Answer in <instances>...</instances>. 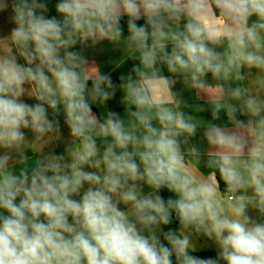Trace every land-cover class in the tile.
I'll return each mask as SVG.
<instances>
[{"label": "clouds", "instance_id": "obj_1", "mask_svg": "<svg viewBox=\"0 0 264 264\" xmlns=\"http://www.w3.org/2000/svg\"><path fill=\"white\" fill-rule=\"evenodd\" d=\"M9 8L0 264H264V0H57L51 16L48 0H0ZM104 41L122 48L118 63L138 61L118 85L84 54ZM177 83L209 98L211 121ZM118 88L123 117L94 111ZM61 114L70 142L44 154ZM200 129L206 173L192 162ZM29 148L41 153L31 165ZM194 236L216 258L192 255Z\"/></svg>", "mask_w": 264, "mask_h": 264}, {"label": "crops", "instance_id": "obj_2", "mask_svg": "<svg viewBox=\"0 0 264 264\" xmlns=\"http://www.w3.org/2000/svg\"><path fill=\"white\" fill-rule=\"evenodd\" d=\"M11 15V9L9 8L6 12L0 13V26L3 27L0 30V34L5 35L6 32L10 34L11 29L14 27V24H12L9 20V17ZM255 19V17H253ZM1 22L3 23L1 25ZM138 23V22H137ZM123 26V35L127 36V26L126 22L121 23ZM5 33V34H4ZM6 36V35H5ZM84 54L89 58L90 61L95 62L101 69L102 73H107L112 76L113 82L115 84H119V77L121 75H127L131 69V67L138 63V61H132V60H125L124 63L120 64L118 63L122 56L123 51L122 48H116L113 45H111L108 41H104L95 47H86L84 49ZM165 75H167L166 69H165ZM247 81L251 82L255 80L256 73L254 71L247 72ZM209 80L211 81V78L209 76ZM174 91H177L182 94V98L184 101L192 106L195 105H204L205 110L202 112H197L195 115L204 120L205 122H209L212 120L211 113L207 108L208 103V97L204 94H200L199 96L194 91L186 90L182 83H177L174 87ZM123 93L122 91L117 89L116 96L113 98V100L107 102L106 107H97L93 106L94 111L98 113H104L107 110L115 111L117 113H120L121 116H124V106L121 103V97ZM27 103H35L36 101L34 99H29L27 97L24 98ZM50 111V110H49ZM185 111H191V108L185 109ZM51 118V116H50ZM61 121V128H60V136L59 139L53 140L50 143L46 144L42 152L44 154H47L49 152H55L56 154H62L65 151L66 146L70 142V136H69V130L66 125L63 124V115L59 117ZM226 122V117L223 113H221V120L216 121V123L223 124ZM26 138L30 141L34 139L33 133H31L30 130H26L25 132ZM192 144L197 145L200 148L201 155L196 161H203L206 163L208 162L209 155L211 152V149L208 147V145L203 141V129H200L196 135L191 141ZM25 154L30 157L29 164H33V162L39 158L41 155L40 152H35L32 149H26ZM191 160L192 158L189 157ZM19 170V166H17V172ZM144 191L148 192L150 189L147 188V186L144 187ZM121 208H124L123 205H121Z\"/></svg>", "mask_w": 264, "mask_h": 264}, {"label": "rangeland", "instance_id": "obj_3", "mask_svg": "<svg viewBox=\"0 0 264 264\" xmlns=\"http://www.w3.org/2000/svg\"><path fill=\"white\" fill-rule=\"evenodd\" d=\"M48 4H49V15L50 16L51 15H56V13H55V3L53 2V0H48ZM2 24L3 23L1 22V25ZM2 28L3 27L0 26V30ZM8 34H9V32L8 33L6 32L5 35H8ZM5 35H3V36H5ZM0 36H2V34H0ZM19 62L22 63L23 61H19ZM25 132H26V130H25ZM192 162L197 168H200L201 171H204L205 173L213 171L212 169H208L206 167L207 166V161H206V163L203 162V161H196V160H193ZM250 215H252L255 218L257 214L255 212L250 211ZM193 242L196 245V249H197L195 252L216 251L215 245L211 241L207 240L204 237H195L194 236L193 237Z\"/></svg>", "mask_w": 264, "mask_h": 264}, {"label": "trees", "instance_id": "obj_4", "mask_svg": "<svg viewBox=\"0 0 264 264\" xmlns=\"http://www.w3.org/2000/svg\"><path fill=\"white\" fill-rule=\"evenodd\" d=\"M54 3L57 2V0H53ZM127 22V17H124L121 21V23ZM138 24H143V20L138 21ZM80 46H77L76 50H79ZM221 188H223V184H221ZM163 198L167 199L168 196H170L171 194L167 192V190H162L161 193ZM176 228H178V222L175 220V217H173V222L169 225L166 226L164 228L165 231L169 230V229H173L175 230ZM192 255L201 257V258H216L217 255V251H206V252H192Z\"/></svg>", "mask_w": 264, "mask_h": 264}]
</instances>
